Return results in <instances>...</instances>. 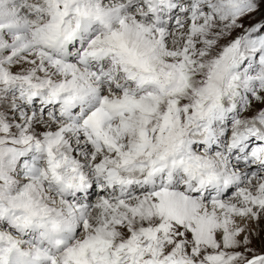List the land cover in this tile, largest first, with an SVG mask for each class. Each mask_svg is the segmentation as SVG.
Here are the masks:
<instances>
[{
  "label": "snow or ice",
  "instance_id": "snow-or-ice-1",
  "mask_svg": "<svg viewBox=\"0 0 264 264\" xmlns=\"http://www.w3.org/2000/svg\"><path fill=\"white\" fill-rule=\"evenodd\" d=\"M0 264H264V0H0Z\"/></svg>",
  "mask_w": 264,
  "mask_h": 264
}]
</instances>
